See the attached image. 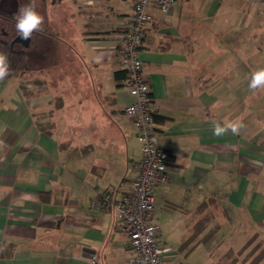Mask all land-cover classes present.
Wrapping results in <instances>:
<instances>
[{"label": "crops", "instance_id": "crops-1", "mask_svg": "<svg viewBox=\"0 0 264 264\" xmlns=\"http://www.w3.org/2000/svg\"><path fill=\"white\" fill-rule=\"evenodd\" d=\"M87 1L73 0L75 31L34 33L29 69L0 82V264L132 257L115 212L91 205L96 188L126 193L140 157L124 112L132 98L114 77L132 3ZM147 13L139 55L169 155L155 188L158 244L169 264H264V167L251 163L264 162V90L248 88L264 68V0ZM241 116L239 135H212V121Z\"/></svg>", "mask_w": 264, "mask_h": 264}, {"label": "built area", "instance_id": "built-area-1", "mask_svg": "<svg viewBox=\"0 0 264 264\" xmlns=\"http://www.w3.org/2000/svg\"><path fill=\"white\" fill-rule=\"evenodd\" d=\"M132 3V12L119 27L117 46L119 67L132 98L124 112L132 119L139 142L140 157L134 164L135 175L126 193L117 197L108 190L94 189L91 205L115 212L118 228L126 235L132 251L124 264H169L168 248L158 244V225L153 222L155 188L167 182L168 153L158 144L154 128L155 104L142 74L140 46L150 20V3L167 12L176 0H123ZM220 2L222 0H213ZM92 4L91 0L87 1Z\"/></svg>", "mask_w": 264, "mask_h": 264}, {"label": "clouds", "instance_id": "clouds-1", "mask_svg": "<svg viewBox=\"0 0 264 264\" xmlns=\"http://www.w3.org/2000/svg\"><path fill=\"white\" fill-rule=\"evenodd\" d=\"M16 34L23 40H29L34 33L42 31L44 17L36 10V0H29L27 4L21 5L14 17ZM10 62L8 55L0 51V82H3L10 74ZM248 88L255 93L256 90H264V68L258 69L251 74ZM244 117H237L235 120L223 122L212 121L211 132L215 137H222L231 132L232 135H239L241 129L246 125ZM254 167H264V162L259 160L251 162Z\"/></svg>", "mask_w": 264, "mask_h": 264}, {"label": "rangeland", "instance_id": "rangeland-1", "mask_svg": "<svg viewBox=\"0 0 264 264\" xmlns=\"http://www.w3.org/2000/svg\"><path fill=\"white\" fill-rule=\"evenodd\" d=\"M54 0H36V10L44 17V24L42 30H48V32H54L61 36L63 30L75 31L78 14V6L73 0H61V3ZM29 0H21V5L27 4ZM13 26L12 24H8ZM3 31L8 29L7 27L0 28ZM9 30V29H8ZM37 42L42 41L39 36L35 37ZM17 48V47H16ZM30 49L26 52V57L29 59L31 55ZM26 73V72H23ZM27 78H25L26 80Z\"/></svg>", "mask_w": 264, "mask_h": 264}, {"label": "trees", "instance_id": "trees-1", "mask_svg": "<svg viewBox=\"0 0 264 264\" xmlns=\"http://www.w3.org/2000/svg\"><path fill=\"white\" fill-rule=\"evenodd\" d=\"M14 17L15 16L11 17L0 12V21L5 18H11L15 22ZM1 27H4V25L0 22V28ZM7 28L9 30L4 29L5 32L8 33L6 37L2 35V30L0 29V51H3L8 55L11 71L7 78H11L18 76L29 69V59L26 57L25 53L18 52L15 46H10L9 32H12V26L8 25ZM114 77L118 82L124 81L125 73L122 70L116 71Z\"/></svg>", "mask_w": 264, "mask_h": 264}, {"label": "water", "instance_id": "water-1", "mask_svg": "<svg viewBox=\"0 0 264 264\" xmlns=\"http://www.w3.org/2000/svg\"><path fill=\"white\" fill-rule=\"evenodd\" d=\"M18 10V0H0V12L8 15V16H15ZM3 33H5L3 31ZM15 42H20L23 50L19 51L20 53L24 52V49L29 46V40H23L18 35H16L12 41L10 42V46H12Z\"/></svg>", "mask_w": 264, "mask_h": 264}, {"label": "flooded vegetation", "instance_id": "flooded-vegetation-1", "mask_svg": "<svg viewBox=\"0 0 264 264\" xmlns=\"http://www.w3.org/2000/svg\"><path fill=\"white\" fill-rule=\"evenodd\" d=\"M0 22L4 25V27H8V24H12L13 25L12 28H11L12 32H9V38H10V42H11L12 39L17 35L16 34V30H15V22L11 18H5V19L1 20ZM2 35L6 37L8 35V33L7 32H5V33L2 32ZM12 46L17 47L16 50L18 52L23 50V47L21 46L20 42H15ZM29 48H30V43H29V46L24 49L23 53L26 54V52L29 50Z\"/></svg>", "mask_w": 264, "mask_h": 264}]
</instances>
